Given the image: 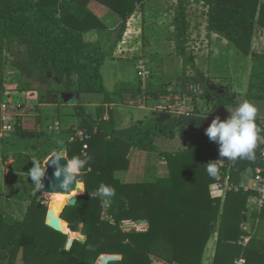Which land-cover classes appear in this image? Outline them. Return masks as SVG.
<instances>
[{
	"label": "trees",
	"instance_id": "obj_1",
	"mask_svg": "<svg viewBox=\"0 0 264 264\" xmlns=\"http://www.w3.org/2000/svg\"><path fill=\"white\" fill-rule=\"evenodd\" d=\"M88 1L0 0V51L10 53L9 63L23 79L32 78L51 85L50 74H53L66 84H72L74 75H77L76 90L69 93L77 96L101 94L105 96V104L120 102L122 96L116 94H123V91L110 92L102 73V67L112 51H104L99 43L84 39L85 32L101 30L105 25L93 13L88 12L80 18L73 10L76 3ZM98 1L122 17L118 36L121 38L137 5L148 0ZM202 2L209 9L208 29L227 38L243 54L252 58L253 70L248 90L240 99L238 93L226 90L227 87L221 83H207L205 74L196 67L194 58L186 51L189 29L187 7L191 0H176L172 25L177 52L184 64L198 73L186 77L184 90L187 91L190 83H199L203 89L201 99L214 103L216 109L224 111L240 100H264V62L252 48L255 21L264 27V2L195 0L197 4ZM12 43L24 48L15 49ZM0 84L3 90L4 82ZM31 85L28 80L24 88L30 89ZM54 90L62 93L60 86L52 87L49 93ZM159 90L147 96V100L150 102L153 98L159 102L162 96L171 94L165 87ZM196 99L195 96V108L190 115H172L171 119L160 122L157 115L161 113L157 112L156 117L141 118L136 124L123 129L117 128L114 117L106 119L103 116L105 106L99 107L97 120L77 104L79 111L75 115L83 135H76L60 151L63 150L69 158L74 155L88 158L89 162L81 172L86 190L79 195L76 205L68 206L78 216L68 218L63 216L65 212L62 216L71 223L81 221L87 238L85 241L75 240L67 249L66 233L46 224V206H38L34 198L23 220L6 216L0 209V249L8 251L7 263L17 264L18 255L22 252L25 264H95L102 253L123 255L121 260L109 264H204L205 247L213 231L218 229L213 264H235L240 257L246 259V264H264V240L252 238L246 246L238 242L242 236L249 234L243 229V224L247 219L248 206H251L249 197L255 192L230 189L224 199L211 197L209 185L217 178L207 174L204 160L206 157L214 161L220 158L216 142L209 141L175 152H161L170 170L167 178L150 183H123L115 177L116 170L129 168L131 148L158 152L155 140L161 136L173 137L177 131L185 135L189 131L206 130V123L211 124L215 118L203 117L202 107L198 106ZM219 102L221 106L217 104ZM259 134L264 135V131ZM85 144L87 148H84ZM257 166H264L258 146L255 161L238 159L233 162L229 181L239 184L241 173ZM101 183L114 187L116 191L108 208L102 207L99 197L90 194ZM103 212L112 220L103 218ZM252 214L255 218L264 219V207ZM125 219H147L149 229L145 232L125 231L120 225ZM161 241L171 246L172 259L159 261L152 258L156 244Z\"/></svg>",
	"mask_w": 264,
	"mask_h": 264
},
{
	"label": "rangeland",
	"instance_id": "obj_2",
	"mask_svg": "<svg viewBox=\"0 0 264 264\" xmlns=\"http://www.w3.org/2000/svg\"><path fill=\"white\" fill-rule=\"evenodd\" d=\"M172 4H176V1L168 0V3L165 2V5H167L166 9L164 8L165 5L162 4L160 6H156L158 9L156 11L162 12L166 10L168 12ZM198 7L199 6L195 3H190L187 7L188 18L190 22L193 21L192 23H194V25L196 22L197 13L202 9L201 7ZM169 14L174 16L173 11H170ZM169 14L168 16L162 14V17L166 18L164 22L168 24H170L172 20L169 18ZM145 23H147V20H144V18L140 17L135 23L132 24L134 29V32L132 33L133 37L129 38L122 45H120V43L116 45L112 53V59L106 64L104 68L105 85L109 91L113 93H120L123 91V94H116L122 96V100L120 102H115V105H111L114 108L113 110L110 109L111 107L105 104L104 95L82 94L78 97L74 93H69L72 90H76L78 81L77 75H74L75 77L72 81V84H66L65 81L60 80L58 77H56V75L50 74L52 76L51 86L49 84H42L38 80L32 78H24L19 82L14 76L15 74L10 71L11 69H7L8 72H6L5 78H7V81L10 80L12 92L16 93L9 95L10 98H7L6 100V103H8L7 105L5 104L6 107L4 108V112H1V117L3 118L2 120H4L3 122L8 123L12 127V133L10 137L12 148L10 149V155H7L3 152L0 154V209L4 211L6 216H12L16 219L23 220L31 202L34 198H36L38 201V206L42 204L46 206L45 221L46 224H48L47 214L50 206H52V199H54L52 195L55 193L49 194L43 193L42 191L34 192V185L32 184L31 178L28 176V171L33 166L34 159L40 162L43 166L45 165L46 160L51 153H64V151H60V149H62L66 142H70V138L73 135L75 136L76 133L73 126L75 124L72 122V125H69L71 124V119H69V116L70 118L76 116L75 113L79 111L76 107L77 104L82 106L84 110L92 115L95 119L98 117L99 107L105 106L103 116L106 119L114 117L116 123L122 124L125 121H128V117L131 119V116L127 115L126 113L136 112V110L146 111L151 107H155V103L152 104L149 102L147 100V96H150V94H152L154 91L159 92L161 87H165L167 90L170 86L171 89L168 90L171 91V94L186 93V89L184 90V84L186 85L187 82L186 77L189 75L198 74L196 72L197 70H194L190 65L184 64L183 58L177 52V47L173 50L172 46H170L171 50L170 48H166V52L157 50L155 48L150 50L148 48V42L150 39L148 36V25L145 26ZM121 27L122 26L119 27L116 33L118 31L120 32ZM171 30H173V27ZM170 34V40L175 41L174 34L171 32ZM115 38V35L110 36L108 39L110 44L113 43ZM130 40L134 41V44L128 43ZM202 41L203 39L199 37V35H193L192 38L189 40L187 39L186 51L188 55L194 58L196 67L198 62L201 63V61L204 59L206 61L209 60L208 57L212 53L209 46L206 48L203 47ZM110 44L103 45L104 49L107 50V48L111 46ZM12 46L15 49L24 48V46L17 43H12ZM167 49L170 51H167ZM201 53H203V55ZM1 54L3 57L1 62L3 69L5 63L9 64L11 55L6 50L2 51ZM169 54H171L174 59L169 60ZM163 55L166 56L163 58ZM222 67V63L216 65V69L221 70ZM146 69L150 70V77L144 79L145 77L143 78L140 75V71ZM203 73L205 74V72ZM2 74L3 72L0 70L1 82L3 81ZM122 76H124L123 79L121 78ZM214 78L215 77H212L209 73L205 74V80L207 79L206 82L209 84H216L220 82L217 80V78ZM242 78L243 77H238L239 82L242 81ZM28 80H30L32 85L30 89H25L24 86ZM227 83L229 85V80H227ZM57 86L62 88V93L58 94L54 90L50 94L49 92L52 90V87L55 89ZM18 92L24 94H18ZM9 99H11V101H9ZM126 99H131L133 102L129 103L126 101ZM138 99L140 100L139 104L136 103ZM188 104L190 106L189 102ZM217 104L221 106V102ZM214 105V103L207 102L205 99H202L198 106L202 107L204 113L203 115L206 117L216 118L219 116L222 119L229 115V112L227 113L228 110L224 111L221 108L216 109L217 106ZM148 111L150 115H152V111ZM154 114H157V112H154ZM142 115L143 114H140V116ZM62 116L66 117V119L63 118V120L69 121V124H66L65 126L62 124ZM149 116L147 115L146 118H149ZM152 117L154 118L156 116L154 115ZM58 119L61 120L60 124L57 123L59 122L57 121ZM98 119L99 118H97V120ZM77 121L79 124L78 117ZM137 122L138 120L136 123ZM206 125L209 126L210 123L207 122ZM24 131L27 132L26 135L21 136V133ZM18 136H21V138H18ZM52 136L55 137L53 138ZM185 137L186 136L182 135V133H178V131L173 137H162V139L158 141L161 152L183 148L189 143L193 144L194 147L201 145L199 144L200 142L197 138L194 139L193 135L189 136L187 140ZM184 139L185 141H183ZM7 149L8 148L5 150ZM8 157H10L9 160H7ZM77 189H80V192L78 193L79 195H81L83 192L85 193V183L83 188V184L79 182ZM250 207L255 210L252 205ZM66 208L63 209L61 214L63 219V216L65 215L68 218L76 217L75 215L78 216L72 207ZM102 217L110 219V216L104 212ZM133 230L136 231L135 229L131 228L126 231L132 232ZM136 232L143 231L139 230ZM74 233L75 235L87 238L84 233V224L82 232L74 231ZM66 235V248L70 249L73 243L69 245V241L73 240L74 242L75 240H78V236H72L70 233H66Z\"/></svg>",
	"mask_w": 264,
	"mask_h": 264
},
{
	"label": "crops",
	"instance_id": "obj_3",
	"mask_svg": "<svg viewBox=\"0 0 264 264\" xmlns=\"http://www.w3.org/2000/svg\"><path fill=\"white\" fill-rule=\"evenodd\" d=\"M261 1L264 2V0H261ZM165 2L168 3V0H148L145 4L137 5V10L132 15V17L129 19V21H127L128 27L125 29V31H123L121 38H118L120 32L118 31L116 33V31L119 29V27L122 24V17L118 13H116L114 10H112L110 7H108L107 5L101 3L98 0H89L86 3H82V2L76 3L73 10L75 14L78 15L80 18L83 17L88 12L93 13L105 25V27L101 30H91V31H87L84 33L85 41L99 43L103 50H105L103 45L110 44V42L108 41L110 36L115 35L116 37L113 43L110 44L111 46L107 48V50L112 51V53L118 43L122 45L129 38H132L133 37L132 33L134 32L132 24L135 23L137 19L142 17L144 18V20H147V23H145V26L148 25V36L150 37L149 42H148V48L150 50H153L155 48L157 50L166 52V48H170V46H172V49L174 50L176 48V45H175L174 40H170V35H171L170 32L173 34L175 33L174 26L172 25V20L170 24H168L164 22L166 18L162 17V14L168 16L170 11H173V15H174L173 4L171 5V8L168 12L166 10L162 12L156 11L158 10L156 6L157 5L160 6L162 4L165 5ZM196 5L199 6L198 8L201 7L202 9L197 13L195 25L194 23H192L193 21L190 22L188 18L189 29H188L187 38L189 40L190 38L193 37V35L195 36L199 35V37L203 39L202 41L203 47L206 48L209 46L210 50L212 51V53L208 57L209 60L206 61L204 59L201 61V63L198 62L197 67L200 71L205 72V74L209 73L212 77L217 78V80L220 81L218 83L225 85L228 91L230 90V91L238 93V96L240 99L242 94L246 93L248 90L254 61L249 56L243 54L233 42L229 41L227 38L223 37L222 35H220L219 33L215 31H210L208 29V25H209L208 6L204 2L198 3ZM166 6L167 5H165L164 7L165 9H166ZM169 16H170L169 18L173 19L172 14H169ZM172 27H173V30H171ZM128 43L134 44V41L130 40V42ZM252 48H253V51L256 54H258L260 58L262 59V61L264 62V27L258 25L257 21H255V35H254ZM170 50L167 49V51H170ZM201 54L203 55V53ZM169 55H170L169 60L174 59V57L171 54ZM165 56L166 55H163V58ZM1 57H2V54L0 51V70L3 72L2 75H3V82H4V89L0 91V154L1 152H3L7 155H10L9 154L10 149L12 148V142L10 140L11 133H12L11 132L12 127L8 123L3 122L4 120H2L3 118L1 117L2 116L1 112L2 111L4 112V108L6 107L5 104L7 105L8 103V102L6 103V100L7 98H10L9 95L14 94L16 92H12V87L10 86V80L7 81V78H5L6 72H8L7 69H11L10 71H12L15 74L14 76L18 79L19 82L23 78L19 75L17 70H15L11 66L10 63L9 64L5 63L4 68L2 69ZM112 57H113L112 54L108 56L106 62L104 63L102 67L103 76L105 74L104 68L106 64L112 59ZM220 63L223 64L222 69L221 70L216 69V65ZM238 77H243L241 82H239ZM121 78L123 79L124 76H122ZM227 80H229V85L227 83ZM0 83H1V80H0ZM169 89H171L170 86H169ZM18 94H24V93L18 92ZM9 101H11V99H9ZM250 101L254 102L258 108L256 123L258 127L264 131V100L254 99ZM150 102L152 104L153 103L156 104L158 100L152 98L150 99ZM115 104L116 103H110L107 105L111 107L110 109L113 110L114 108L111 105H115ZM235 106L236 105L228 106L226 111L228 110V108H235ZM151 108L148 110L152 111V115H150L148 110L146 111L136 110V112L126 113L127 115L131 116V119L128 117V121H125L122 124L117 123V128L123 129L126 127H130L132 126V124L134 125L137 120L141 118H146L147 115L148 116L150 115L149 118H151L154 115L156 116V114H154V112L156 111L155 108L154 107H151ZM133 109H137V108H133ZM227 113L230 115L229 110L227 111ZM140 114H143L142 115L143 117L140 116ZM63 118L66 119V117L62 116V124L64 126L66 124H69V121L63 120ZM69 119H71L70 121L71 124L69 125H72V122L75 124L73 126H74V130L76 131L75 133V136H76L79 134V132H81L79 129L77 117L73 116L72 118H70L69 116ZM57 121H59L57 123L60 124L61 120L58 119ZM189 132H188L189 134L187 133L184 135L186 136L185 137L186 140L188 139L189 136L193 135L194 139L195 138L198 139V141L200 142L199 144H203V143H207L211 141L208 138V136L205 134V130L189 131ZM24 133L26 134V132L24 131L23 133H21V136L22 135L25 136ZM21 136H18V138H21ZM55 136H52V137L54 138ZM75 136L73 135L70 138L71 142ZM162 137L164 136H161L155 140V144L159 148L158 152L142 151L136 148H131L130 153L128 155L129 160H130L129 168L117 170L115 173V177L123 183H142V182L150 183V182H155L161 178L169 177L170 170L167 164V160L161 154V150L158 144V141H160ZM185 139L183 141H185ZM190 147H194V145L189 143L183 148H177L174 150H166V151L175 152L177 150L184 149V148H190ZM6 148L8 149L5 150ZM9 159L10 157L7 158V160ZM211 161H214V159L210 157H206L204 160L205 167H207V163ZM223 161H224V164L222 165V169L227 171L230 174L233 161H228L226 158H224ZM250 173H251V168H248L247 170L243 171L241 173L240 182L242 180H245L248 182ZM81 183L83 182L81 181ZM212 184L209 185V191H210L211 197L213 198L221 197L222 199H224L226 194L215 195L212 193ZM254 211L255 210H253L250 206H248V209L246 211L247 219L246 221H244V224H243L244 227L247 228V230L245 231L249 232L248 241L245 244L240 243L239 242L240 240L238 241L239 244L243 246H246L252 238L264 240V219H261L259 217L255 218L252 214ZM133 222H134L133 226H125L124 230L126 231L129 228H131V229H135L136 231L142 230L143 232H145L149 229V221L147 219H138V220H134ZM121 228H122V222H121ZM218 236H219L218 229H216L211 234V237L205 247L203 257H202L203 258L202 261L204 264H213L214 257L216 254ZM7 257H8V251L0 249V264H8ZM173 257H174L173 250L169 244H166L163 241L158 242L156 244L155 250L152 254V258H154L155 260L163 261V260L172 259ZM16 262L17 264H25V262L23 261L22 252L18 255Z\"/></svg>",
	"mask_w": 264,
	"mask_h": 264
},
{
	"label": "clouds",
	"instance_id": "obj_4",
	"mask_svg": "<svg viewBox=\"0 0 264 264\" xmlns=\"http://www.w3.org/2000/svg\"><path fill=\"white\" fill-rule=\"evenodd\" d=\"M218 54V52H217ZM230 115L226 119L217 116L212 120L210 126L205 130L208 138L219 145V159L207 163L206 172L210 177L217 178L219 175L218 164L226 158L228 161L247 159L255 161L256 148L258 146L259 133L261 129L257 126L256 118L258 108L256 104L248 99L237 103L235 108H228ZM206 117V116H203ZM67 158V163L62 165L61 158ZM28 171L34 185V192H40L43 188V178L46 175L49 165L55 167V177L60 181L59 187L70 189L75 183L77 186L82 169L88 164V158L74 155L68 157L59 152L51 153L45 165H41L37 160ZM61 177H63L61 179ZM91 196L99 197L104 208L111 206L116 195L115 188L101 183Z\"/></svg>",
	"mask_w": 264,
	"mask_h": 264
},
{
	"label": "built area",
	"instance_id": "obj_5",
	"mask_svg": "<svg viewBox=\"0 0 264 264\" xmlns=\"http://www.w3.org/2000/svg\"><path fill=\"white\" fill-rule=\"evenodd\" d=\"M176 1V0H175ZM191 3H195V0H191ZM197 4V3H195ZM140 75L146 79L150 77V70H141ZM203 93L202 86L199 83H190L187 86L185 94H169L164 95L159 102L155 104V110L159 113H170L171 115L186 114L190 115L195 108V96L197 97L198 104L201 103V95ZM140 96V95H139ZM129 103L133 100L126 99ZM190 103V106L188 104ZM136 103H140L138 99ZM83 135V132H79ZM88 146L85 144L84 148ZM258 147L260 148V156L264 161V135L259 134ZM83 154L86 155V151L83 150ZM224 161H220L218 164L219 175L214 184H212V193L217 195H224L230 189L239 191L241 189L246 191H254L255 193L249 197V204L252 205L255 210H261L264 207V166H257L255 169H251L249 181L242 180L239 184H234L229 181L230 174L222 169ZM133 219L122 220V229L125 226H133ZM120 222V225H121ZM247 230L246 227H244ZM248 241V236H242L240 243L245 244ZM235 264H246V259L240 257L235 261Z\"/></svg>",
	"mask_w": 264,
	"mask_h": 264
},
{
	"label": "water",
	"instance_id": "obj_6",
	"mask_svg": "<svg viewBox=\"0 0 264 264\" xmlns=\"http://www.w3.org/2000/svg\"><path fill=\"white\" fill-rule=\"evenodd\" d=\"M202 77L199 76L198 80L201 81ZM79 97V96H78ZM172 115L170 113H161L157 120L162 122V121H166L171 119ZM60 163L62 165L67 163V158L62 157ZM46 164V163H45ZM63 177H61L62 179ZM82 181V174L80 176L79 182ZM78 182V184H79ZM59 183L60 181L56 179L55 177V167L49 165L47 167V171H46V175L43 178V188L41 189V191L43 193H71L73 190L76 189V185L75 183L72 185V187L70 189H62L59 187ZM77 184V185H78ZM79 198V194L78 195H74L70 198L69 202L67 203V207L68 206H74L77 204ZM66 206L64 207V209L66 208ZM52 226V225H51ZM54 229L59 230L57 226H52ZM69 228L74 232V231H83V223L81 221H75L73 223L69 222ZM60 231V230H59ZM78 240L80 241H85L86 238L83 236H78ZM73 243V240L69 241V245H71ZM123 258L122 254H115V253H102L99 258L97 259L95 264H109L111 261H117V260H121Z\"/></svg>",
	"mask_w": 264,
	"mask_h": 264
},
{
	"label": "bare ground",
	"instance_id": "obj_7",
	"mask_svg": "<svg viewBox=\"0 0 264 264\" xmlns=\"http://www.w3.org/2000/svg\"><path fill=\"white\" fill-rule=\"evenodd\" d=\"M80 192V189H76L73 190L71 193H55L52 196L54 197V199H52L53 201L51 202V205L49 210H48V214H47V223L49 225H54L57 226L58 229L64 233H70L72 236H79V235H75V233L69 228V222H66L62 217V211L64 209V207L67 205V203L69 202V198L71 196L74 195H78V193ZM69 199V200H68Z\"/></svg>",
	"mask_w": 264,
	"mask_h": 264
}]
</instances>
